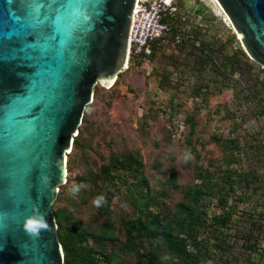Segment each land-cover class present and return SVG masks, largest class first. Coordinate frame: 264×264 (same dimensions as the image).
<instances>
[{"label": "rangeland", "instance_id": "obj_1", "mask_svg": "<svg viewBox=\"0 0 264 264\" xmlns=\"http://www.w3.org/2000/svg\"><path fill=\"white\" fill-rule=\"evenodd\" d=\"M182 14L186 19L173 20L172 32L149 58L130 61L112 87L96 85L94 100L85 110L83 135L68 154V181L61 186L53 209L66 208L79 225L95 232L105 229L109 220L119 239L106 243L105 249L92 237L89 244L120 255L124 264L136 263L135 255L121 248L125 243L123 219L141 214L130 200L133 183L139 179L125 175L106 181L100 169L114 154L139 150L151 193L159 195L157 200L162 202L159 207L150 205L152 212L174 210L177 202L185 200L190 186L203 183L198 172L208 171L218 192L205 200L209 222L200 227V236L207 242L204 252L215 256L213 264H223V254L229 264H264V219L263 232L255 228L248 235L256 203H264V68L246 52L234 71L229 68L217 73L222 53L215 56L214 64L203 66L202 58L210 49L203 53L202 47L210 39L216 46L226 43L229 53L243 48L242 44L225 14L207 22L212 26L209 31L193 29L194 21L200 19ZM195 30L200 32L197 38ZM180 33L184 39L176 43L173 36ZM232 34L235 39L229 43ZM186 152L192 158L185 159ZM173 171L176 179L170 180ZM247 172L250 177L251 173L258 176L250 187L244 182ZM226 194L227 204L222 200ZM106 195L111 198L110 205L100 210ZM228 205H235L233 223L223 230L232 250L222 254L223 249L215 246L210 223L213 214L222 213ZM248 237L256 246L253 251L246 246ZM101 258L106 264L104 255Z\"/></svg>", "mask_w": 264, "mask_h": 264}, {"label": "water", "instance_id": "obj_2", "mask_svg": "<svg viewBox=\"0 0 264 264\" xmlns=\"http://www.w3.org/2000/svg\"><path fill=\"white\" fill-rule=\"evenodd\" d=\"M38 2L52 11L36 23ZM215 2L177 0L209 23L223 11L264 68V0ZM135 3L0 0V264H65L53 203L96 85L129 67Z\"/></svg>", "mask_w": 264, "mask_h": 264}, {"label": "trees", "instance_id": "obj_3", "mask_svg": "<svg viewBox=\"0 0 264 264\" xmlns=\"http://www.w3.org/2000/svg\"><path fill=\"white\" fill-rule=\"evenodd\" d=\"M170 24L173 28L172 22ZM199 30H195L194 36L198 37ZM229 39V43L235 39V34H232ZM215 40L210 39L206 42L205 47H202V52L206 53L207 48L210 52L206 53V58H202L203 66L209 62L214 64L215 56L219 53L223 54V59L216 66L217 73L225 72L229 68L234 71L241 63V55L245 53L243 48L233 49L232 52H228L225 48V44L216 46ZM158 46L154 47V51ZM153 51V52H154ZM153 54V53H152ZM151 54V55H152ZM150 55V56H151ZM132 61V60H131ZM201 89V88H200ZM200 89L198 91H200ZM88 108V106H87ZM86 108V109H87ZM85 122L83 120L82 125ZM80 126V131L74 139V144H79V139L83 135V126ZM83 127V128H82ZM71 153V152H70ZM100 173L103 180L115 181L116 179H122L125 175H136L139 182L134 181L135 188L131 190L130 200L134 207L141 211V214L133 218H124L122 226L125 231V243L121 248L122 252L131 253L135 255L136 263L134 264H213L215 256L211 252L203 250L202 247L206 246V240L202 238L200 233V227L206 225L208 221V213L206 208V196L215 195L218 192L215 187L216 183L209 181L210 174L207 172H198V177L203 179V183L198 186H190L185 192V200H181L176 203L174 210H168L164 213L162 210L152 212L150 205L162 204L157 198L159 195H153L151 193L150 185L147 177L144 173V162L139 150L127 152L125 154H114L109 158L106 164L102 165ZM245 177V185L249 186L258 180V176L251 173V177L247 172ZM176 179V172L173 171L170 180ZM230 175L227 180H230ZM97 184V179H94ZM234 181L230 182L232 185ZM106 184V182H102ZM61 190V188H60ZM220 190V189H219ZM119 191V190H117ZM60 192V191H59ZM99 192V191H98ZM100 198L103 197L99 192ZM106 201H101L99 205L100 210H107L110 205V197L106 195ZM225 204L228 203V194L222 197ZM263 206L261 210L260 206ZM202 206V207H201ZM228 208L224 209L222 213H214L210 226L214 231V237L216 238L215 246L222 248L223 252H231V246L228 245L225 230L223 228H231L233 223L234 207L235 205H228ZM254 213L259 212L257 216L252 213L251 223L249 224V236L252 235L253 230L258 228L260 232H263V225L261 219H264V203L257 202L254 208ZM56 220L58 223V234L62 242L65 264H103L101 262V256L104 255V259L107 260L106 264H113L117 261V264H124V261L120 259V255H115L113 252H104L98 247L89 244V240L92 237L97 241L99 246L105 247L106 243L117 241L119 238L115 236V226L108 220L106 222L107 227L103 230L95 232L82 227L77 223L71 211L66 208H58L55 211ZM144 212L146 214H144ZM246 214L248 212H245ZM204 225V226H205ZM248 228V226H246ZM261 228V229H260ZM220 232L221 235H218ZM242 231V230H239ZM250 238L247 239V248L253 251L256 246L250 243ZM209 241V240H208ZM113 243V242H112ZM190 245H194L193 249H190ZM105 249V248H104ZM121 254V253H119ZM221 254V255H222ZM224 255V254H223ZM223 264H229V258H224ZM255 264V263H254Z\"/></svg>", "mask_w": 264, "mask_h": 264}, {"label": "built area", "instance_id": "obj_4", "mask_svg": "<svg viewBox=\"0 0 264 264\" xmlns=\"http://www.w3.org/2000/svg\"><path fill=\"white\" fill-rule=\"evenodd\" d=\"M186 15H181L177 0H136L133 20L130 30L129 62L147 59L159 46L161 41L172 32L170 20ZM194 21L195 26H202L203 19ZM176 43L184 39L183 34L173 36Z\"/></svg>", "mask_w": 264, "mask_h": 264}, {"label": "snow or ice", "instance_id": "obj_5", "mask_svg": "<svg viewBox=\"0 0 264 264\" xmlns=\"http://www.w3.org/2000/svg\"><path fill=\"white\" fill-rule=\"evenodd\" d=\"M32 15L36 18V23L38 22V19L40 17H44L45 19L48 17L49 14H51V6L47 5L42 2H38L34 4V6L30 9ZM71 151V149H69Z\"/></svg>", "mask_w": 264, "mask_h": 264}, {"label": "crops", "instance_id": "obj_6", "mask_svg": "<svg viewBox=\"0 0 264 264\" xmlns=\"http://www.w3.org/2000/svg\"><path fill=\"white\" fill-rule=\"evenodd\" d=\"M203 22L205 23V24H203V25H205V27H207V28H202L203 26H195V25H193V29H194V28H196V29L199 28V29H203V30H204V29H205V30L207 29V30L209 31V29H210L212 26L210 27V26H209L210 24H207V22L204 21V20H203ZM207 25H208V26H207Z\"/></svg>", "mask_w": 264, "mask_h": 264}, {"label": "bare ground", "instance_id": "obj_7", "mask_svg": "<svg viewBox=\"0 0 264 264\" xmlns=\"http://www.w3.org/2000/svg\"><path fill=\"white\" fill-rule=\"evenodd\" d=\"M211 2L214 4L215 3V1L214 0H211ZM214 6H215V4H214ZM219 8L217 7V10H218ZM218 14H222V15H224V13L219 9L218 11ZM227 19H228V17L226 16V14L224 15ZM113 86V85H112ZM112 86H110V87H112Z\"/></svg>", "mask_w": 264, "mask_h": 264}, {"label": "clouds", "instance_id": "obj_8", "mask_svg": "<svg viewBox=\"0 0 264 264\" xmlns=\"http://www.w3.org/2000/svg\"><path fill=\"white\" fill-rule=\"evenodd\" d=\"M192 158V154L190 152L185 153V159H190Z\"/></svg>", "mask_w": 264, "mask_h": 264}, {"label": "flooded vegetation", "instance_id": "obj_9", "mask_svg": "<svg viewBox=\"0 0 264 264\" xmlns=\"http://www.w3.org/2000/svg\"><path fill=\"white\" fill-rule=\"evenodd\" d=\"M181 11H183L184 13L189 14L188 12H186L183 8H180Z\"/></svg>", "mask_w": 264, "mask_h": 264}]
</instances>
